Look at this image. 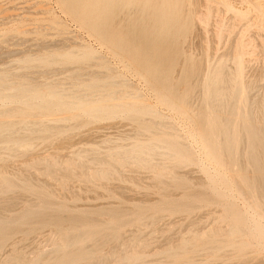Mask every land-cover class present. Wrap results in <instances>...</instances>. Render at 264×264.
I'll use <instances>...</instances> for the list:
<instances>
[{"label":"rangeland","instance_id":"obj_1","mask_svg":"<svg viewBox=\"0 0 264 264\" xmlns=\"http://www.w3.org/2000/svg\"><path fill=\"white\" fill-rule=\"evenodd\" d=\"M152 1L159 7L168 0ZM169 1L172 11L170 17H176L178 22L171 31L158 34L157 46H162L163 50L177 51L176 62L184 63L187 59L197 62L202 58V62L207 61L211 68L222 63L228 74L238 72L240 90L242 93L246 92L248 96V99L244 98L243 94L242 98L246 101L240 98V104L249 103L247 104L249 106L245 104L247 106L245 109V105H240L238 100L237 104L240 105L238 110L241 107L243 108L241 113L246 111L257 114L256 103L262 101L264 95V28L262 26L264 15L263 19L261 16L262 12L264 14V0ZM115 7V2L109 5L106 30L126 31L128 27L124 21L115 19L112 22ZM183 12L187 17L183 16L185 15ZM182 18L184 20L187 18L185 24ZM140 29L142 31V28ZM146 37L147 35L143 33L137 44L141 51L147 49L150 41V38L146 39ZM237 56H239L238 61L235 59ZM51 57L58 59V63L45 67L39 62L41 59ZM0 75L7 76L14 83L23 81L35 87L52 84L62 89H69L72 84L82 85L106 78L115 79L118 86L114 87V90L140 97L139 104L132 107L134 111L132 114L138 115L144 109L153 110L157 114V119L146 115L143 120L163 122L168 126V130L161 128L160 130L165 133L169 131L167 133L171 135L170 137L173 135L176 137H173V141L169 139L172 144L175 140L176 143H181V146L184 143L185 147L183 145L182 148L191 152L193 159L195 157L193 163L190 161L191 164L190 162L181 164L179 161L177 164L175 160L172 162L173 160L168 161L165 156H159L152 159L156 168L151 170L138 168L132 162H127L129 165H126V162L122 161L123 164L120 160L126 149L129 150L136 142L145 144L154 142L158 138L155 134L142 131L139 121L131 120L129 115L123 113L108 118H92L78 111H72L77 117L68 122L43 121L50 127V132L33 135V139L27 130H21L15 138L25 143L29 142L32 147L25 149L26 151L22 148L20 150L23 151L13 154L9 152L0 154V210H2L0 231L10 239L6 249L2 251H6L4 253L7 255L1 252L3 256L0 260L6 258L5 260L8 261L11 250L15 249L18 252L19 248L21 249L19 251L25 253V256L21 253L24 261L28 259L29 263L33 258L40 261V257H46L41 259V262L38 261L39 264L52 262L57 256L59 257V254L71 255L77 251H82L89 257H85L86 260L83 258L84 261L79 258L76 260L78 262L74 260L69 264H125V261L126 264H132L138 259L135 264H177L176 262L178 264H264V237L257 229L259 226L264 227V214L258 213V216L255 210H251L248 204L252 199L249 198L250 195L239 189L240 184L233 170L231 172L226 168H219L208 156L207 145L191 119V116L196 115V102L191 99L189 115L180 114L162 104L160 101L162 91L151 81L139 76L130 57L123 52L116 54L111 44L101 41L92 31L82 27L68 13L60 0H0ZM175 75L174 73L173 76ZM258 85L260 86L257 87ZM166 95H169V92ZM196 95L195 93L194 97ZM1 105L10 106L3 100H0ZM237 118V121H240L239 116ZM7 121L12 123L13 120ZM137 133L142 135L138 136ZM178 144L174 145L178 146ZM242 145L244 146L245 143L243 142ZM245 146L244 149L241 147L240 149L245 150ZM116 153L121 154V158H118L119 155ZM106 156H111V159H106ZM113 156L116 157L114 159L117 161L116 164L112 160ZM81 157L85 161L82 159L80 161ZM75 159L78 160L74 162ZM95 159H101L100 164L97 165ZM103 159L107 162H103ZM79 162H85V166ZM108 162L110 163L107 164ZM67 164L71 165L67 168ZM157 165L166 166V168L162 166L165 169L162 174V168L159 169ZM112 166L116 170L114 167L112 170ZM73 167L84 170L73 171ZM172 168H176V171ZM235 168L237 170V167H234V170ZM171 171L178 173L173 174ZM4 179L10 182L11 190ZM25 181L28 182L29 187L24 186ZM37 194L42 199H37ZM31 195L36 197L32 198ZM10 200L13 201L10 203L13 205L7 206ZM48 201L52 202L48 203ZM43 207L44 209H41ZM6 209L8 211L4 212ZM24 212L25 214H21ZM17 215H23L22 219ZM55 215L58 216L57 219ZM63 216L65 219L69 218L62 221L66 226L59 221L64 219ZM41 219L42 221L45 219L43 221L45 223ZM28 222L30 225L25 224ZM237 223L240 225L238 226ZM64 227L68 228L64 229ZM249 228H252L250 230L256 236L248 230ZM98 230L101 233H97ZM235 232L236 234L240 232L237 234L239 237L235 236ZM88 234L92 237L88 238ZM76 235H81L80 242H77L79 245L69 247L61 240ZM83 236L88 239L85 240ZM207 237H211L208 242L213 239V244L210 242L207 248H203L204 251L201 248L198 250L199 241L207 240ZM240 237H244L242 241L239 240ZM214 238L217 242L220 238L222 243L221 240L216 243ZM83 239L86 243L84 245H82ZM96 239L99 247L104 245L100 249ZM59 242H63L62 245ZM238 244L240 247L241 244L243 245L241 250L238 247L235 249ZM211 248L213 252L209 250ZM184 249L187 250L186 253ZM55 250L58 251L56 255H54L57 253ZM182 257L191 260L184 262L180 259ZM5 260L0 261V264H4Z\"/></svg>","mask_w":264,"mask_h":264},{"label":"bare ground","instance_id":"obj_2","mask_svg":"<svg viewBox=\"0 0 264 264\" xmlns=\"http://www.w3.org/2000/svg\"><path fill=\"white\" fill-rule=\"evenodd\" d=\"M60 1L64 5V7L68 11V13L82 27H84L85 29H88L89 31H92L94 33V35H96L99 39H101V41L108 42L109 44H111L112 47L114 48L116 54H120L121 52H123V53H126L130 57V59L134 65L137 73L139 74V76L147 79L148 81H151L152 83L155 84V86L159 90L162 91V94L160 96V101L162 104L169 106L170 108H172L173 110L177 111L180 114L189 115V110H190L189 104H190L191 99H192V101H194V103L196 102V104H197L196 115L191 116V119L196 124L198 133L202 136V138L204 139V141L207 145L206 151H207L208 156L211 158V160L219 168H226L227 170H229L231 172L233 170V173H234L238 183L240 184L239 189L242 190L244 193L250 195L249 198L252 199L249 204L247 203L248 205L251 206V208H252L251 210H255L257 212V214L258 213L262 214V212L264 214V95H263L262 101H259L256 103L257 114L256 113L252 114V112L246 113V111L241 113L240 111L243 108L240 107L239 108L240 110H238V107L240 105H245V104L247 105L249 103L245 102L244 104H240V98H242V95L244 94L245 97H244V95H243V97L244 98L247 97V99H248V96H246V94H245L246 92L242 93L240 90V84L241 83L239 84L240 80L238 81V78H237L238 72H236L235 74H228L226 71L225 65H223L222 63L220 65H218L217 67L211 68V66L207 64V61L202 62L203 61V60H201L202 58L200 59V61L198 60L197 62H192L191 60H188V59L186 61H184V63H181V61L176 62V56L178 54L177 51L173 52L170 50H163V49H161L162 46H157L158 42L156 43V38L158 37V34L163 33L165 31H171L174 28V26L177 25V22H178L176 17H170V14L172 13V11H171V8L169 7V3H168V2H170L169 0L167 1V3L166 2L162 3V5L159 7H157L158 5L156 6V3H153L152 0H142V1H137V0H60ZM113 2H115L116 7H115V13H114V18L112 19V22L115 21V19H118L121 22L124 21L125 23H127V27H128V29L126 31L111 32V31L106 30V27H108L107 26L108 25V22H107L108 16L107 15L110 12L109 11V5ZM178 3H179V1H178ZM182 7H184V6H182ZM175 8H176V6H175ZM259 9H260V7H259ZM44 10H46V8ZM192 10H193V8H192ZM188 12L190 13V11H188ZM261 12H262V10H261ZM183 14H185V13L183 12ZM259 14H260V12H259ZM47 15H49V14H47ZM263 15L264 14L262 12V14H261L262 19H263ZM133 16H135V17L132 18ZM183 16H186V14ZM186 19L185 20L183 19L184 24H185ZM260 22H261V20H260ZM262 23H263L262 26L264 28V20L262 21ZM185 27H186V25H184L183 28H185ZM140 28H142V31ZM22 31H25V30H22ZM143 33L145 35H147L146 39L150 38V41L147 45V49H145L144 51L143 50L141 51L137 47V44H139L141 37H143ZM60 50H61V48H60ZM138 54L141 55L142 57L140 58ZM240 57H241V52H240ZM235 59L238 61L239 56H237ZM58 61H59L58 59L51 57V58H47V59H41L39 62L43 66L48 67L52 64L58 63ZM208 61H209V59H208ZM210 62H211V60H210ZM241 72H242V70H241ZM33 73L36 74L37 72H33ZM174 73L176 74L175 76H173ZM40 74H43V73H40ZM177 75L179 76V78H177ZM240 76H241V74H240ZM71 77H74V76H71ZM251 85H253V84H251ZM117 86H118V82L115 79H107L106 78V79L100 80L99 82H97V80L93 81L90 84H82V85L72 84L71 86H69V89L56 88L52 84H46V85L43 84L42 86L35 87V86L29 85L23 81L21 83L11 82L10 78H8L7 76L0 75V100H3L5 103L10 104L9 107H3L5 105L0 106V154L2 152H9V153L13 154V153H16L17 151H23L25 149L32 147V145L29 142L25 143V142H22V141L18 140L17 138H15L16 134L19 133L21 130H27V132L30 133L32 136L40 134V133H49L51 129H50V127H48V125H45L43 123V121L68 122V121L77 117L75 114L72 113V111H78L80 114H82L84 116H89L92 118H108V117H113L117 114L123 113V114L129 115L131 120L139 121L141 123V130L142 131H144L146 133L149 132L152 135L155 134L158 137L154 140V142H149V143H145V144L141 143V142H136L135 144L132 145V147L129 150L126 149L127 151L125 150V153L121 152L122 155L121 154L120 155L122 156V158L120 157L119 154L116 153L117 155H119V157L118 156L117 157L121 158L120 161L126 162V165L128 164L127 162H132V164H134L138 168H141V169L142 168L143 169L150 168V170H151V168H154V167L156 168V166L153 165L154 161L152 159L156 158V157L159 158V156L167 157L168 161L171 159V160H173L172 162H174V160H175L176 161L175 163H177V164H178V161L181 164H183L185 162H190V161L193 163L195 161L194 160L195 157L193 159L190 155L191 152L189 153L187 150H185L186 148L185 149L182 148L184 143L182 146L180 145L181 144L180 142H182V141H179L180 144H178V143H176V140H175L174 144H176V145L178 144V146H176V145L172 144V142L169 140V139H171L173 141V137L174 138H176V137L174 135L172 137H170L171 135L167 133L169 131H167L165 133L162 130H160V128L168 130L167 125H165L161 121H159V122H152V121L145 122V120H143V117L146 115L152 116L153 118L157 119L156 118L157 114L153 110L144 109L138 115L132 114L134 112L132 107L139 104L140 97L134 96L130 93L121 92L119 90H114L113 88L117 87ZM244 86H245V84H244ZM244 86H243V88H245ZM259 86L260 85H258L257 87H259ZM154 92H155V90H154ZM168 92H169V95H166ZM243 92H244V90H243ZM163 93H165V94H163ZM195 93L197 94L196 97H194ZM238 100H239L240 105L237 104ZM242 100H244V99L242 98ZM244 101H246V100H244ZM246 105H245V109L247 106H249V105H247V106ZM237 111H239L240 114ZM244 113H246V114H244ZM159 115L160 114H158V116ZM238 116H239L240 121H237ZM9 119L13 120L12 123L7 121ZM238 122H240L239 123L240 125L238 124ZM137 135L141 136L142 134L137 133ZM33 138H34V136L31 139H33ZM178 138H180V137H178ZM243 142L246 145V146L244 145L246 147L245 150H243L244 149L243 148L244 146L242 145ZM184 147H185V145H184ZM240 147L243 149L241 150ZM22 148H24V149L20 150ZM163 150L166 152H163ZM9 156H10V154H9ZM108 156H106L107 158L106 157L105 158L111 159V156L110 157H108ZM95 157H96V155H95ZM115 158L116 157H114L112 160H114ZM79 159H80V161L84 160L82 157ZM76 160H78V159H75L74 162H76ZM95 160H97V159H95ZM100 160L99 159L97 160V162H98V163L96 162L97 165L100 164L99 163ZM116 160H119V159H116ZM93 161L94 160H92V162ZM102 161L104 162L106 160L103 159ZM102 161H101V163H102ZM50 162H48V163L51 164ZM115 162H117V161L114 160V163ZM191 162H190V164H191ZM39 163H41V162H39ZM79 163H81V162H79ZM82 163H83V165L85 164V162H82ZM109 163L110 162H108L107 164H109ZM42 164H45V163H42ZM68 164H67V168H68V166L71 165V164L70 165H68ZM93 164H95V163L93 162ZM104 165H106V163ZM84 166L81 165V167H83V168H84ZM131 166H133V165H131ZM162 166L157 165V167H159V169L162 168ZM113 167L114 166L111 167L112 170H113ZM117 167L120 168V166H117ZM163 167L166 168V166H163ZM234 167H237V170L235 168L236 171L234 170ZM63 168H64V166H63ZM176 168H172V169H174L176 171ZM72 169H74L73 171H76L77 169H78V171L84 170V169L80 170L81 168L76 169L74 167ZM114 169H115V167H114ZM163 169L164 168H162L161 174L163 173ZM101 170L103 172H105V170H103V169H101ZM106 170L108 171V169H106ZM119 170L120 169H118V171ZM67 171H69V170H67ZM164 171H165V169H164ZM2 172H4V171H2ZM96 172L98 173V171H96ZM109 172H108V174H110ZM174 172H172V173L174 174ZM176 173H178V172H175V174ZM65 174H67V172ZM69 174H70V171H69ZM102 174H104V173H102ZM228 174H229V172H228ZM3 175H4V173H3ZM89 177H91V175ZM89 177H88V179H89ZM120 177H121V175H120ZM66 178L67 177H65V179ZM32 179H34V178H32ZM91 179H92V177H91ZM104 179H106V178H104ZM64 181H66V180H64ZM96 181H97V179H96ZM4 182L8 185V188L11 190L12 186H10V182L8 181V179H4ZM2 186H4V184ZM24 186L29 187L28 182L25 181ZM63 186L65 187V185H63ZM36 188L39 189L38 187H36ZM25 190H27V189H25ZM7 194H8V192H7ZM22 194H25V193H22ZM14 195H16V194H14ZM47 195H49V194H47ZM5 196H6V194H5ZM31 196L33 198L34 195H31ZM36 196H37V199H42L40 196H38V194ZM36 196H34V197H36ZM11 197H12V195H11ZM11 197H8V198H11ZM38 197H40V198H38ZM45 197L50 198L48 196H45ZM2 200L4 201L6 199H2ZM12 200L14 201V199H12ZM44 200H41V201H44ZM13 201H11V200H10V202L5 201V204L7 202V206H9V204L13 203ZM38 201H40V200H38ZM51 202L48 201V203H51ZM39 203L43 204L42 202H39ZM5 204H4V206H5ZM10 205L12 206L13 204H10ZM33 205L35 207V204H33ZM34 207H32V209ZM5 208L9 209V207H5ZM5 208L2 207V209H5ZM61 208H63V207H61ZM41 209H44V207ZM0 211H2V210H0ZM5 211H8V210L6 209V210H4V212ZM25 212H29V211H25ZM25 212L21 213V214H25ZM34 214L37 215V213H34ZM259 214H258V216H259ZM19 215H17V216H19ZM46 215H48V214H46ZM52 215H54V214H52ZM251 215H253V214H251ZM21 216H23V215H21ZM21 216H19V217L21 218ZM55 216H57V215H55ZM55 216H53V217H55ZM36 217H38V216H36ZM53 217H51L52 219L50 218L52 221H54ZM59 217H60V215H59ZM57 218H58V216L56 217V219ZM63 218H64V216H63ZM254 218H255V216H254ZM38 219H40V218H38ZM66 219L69 220L68 217H66ZM66 219L64 218L63 220H59V221L61 222L62 225L66 226V224H63V222H62L64 220L66 221ZM248 219H249V217H248ZM7 220H10V219H7ZM27 220H31V219H27ZM41 221H42V219H41ZM52 221H50V222H52ZM248 221H247V223L249 225ZM256 221H254V222H256ZM243 222H244V218H243ZM257 222H260V221H257ZM43 223H45V222H43ZM8 224L9 223H7V225ZM25 224H29V222L25 223ZM55 224H57V223H55ZM121 224H122V222H121ZM237 224H235V225H237ZM40 225H42V224H40ZM239 225L240 224H238V226ZM68 226H70V225H68ZM249 226H251V224ZM245 227H247V226H245ZM2 228L3 227H1V229ZM65 228H68V227H64V229ZM236 229H235V231H237L239 228L237 230ZM250 229H252V228H249L248 230H250ZM257 229L260 231V233H261L260 235H262L264 237V227L259 226V227H257ZM253 230H254V227H253ZM240 231H241V229H240ZM99 232L100 231L98 230L97 233H99ZM242 232H243V230H242ZM245 232H246V230H245ZM250 232H251V230H250ZM256 232H257V230H256ZM65 233L67 234V232H65ZM65 233H64V236H66ZM228 233H229V231H228ZM239 233L240 232H238L237 234H239ZM235 234H236V232H235ZM237 234L235 236H237ZM252 234H254V236H256L254 232ZM8 235H10V233ZM68 235H69V233H68ZM6 236H7L6 234H4L0 231V253L4 249H6L5 247L8 244V240H10ZM93 236L96 238L95 234ZM204 236L205 235H203V237ZM87 237L89 238L92 236H89V234H88ZM109 237L110 236H108V238ZM213 237H215V235ZM225 237L226 236H224V238ZM227 237H229V236H227ZM237 237H239V236H237ZM80 238H81V235H76V236H71V237L67 238L66 240H64V238H62L61 240H63L65 242V244H67L66 246L70 247V246H74L76 244L79 245V243H77V242L80 240ZM88 238L84 237L85 240ZM101 238H102V236H101ZM195 238L196 237H194V239ZM210 238L207 237V240H200L199 243L197 242L198 243V245H197L198 250H200L199 248H201V250H203L204 247H206L207 245L209 246V243L212 242V240H213V239H211L210 242H208L209 241L208 239H210ZM243 238L244 237H240V239L239 238L238 239L241 240ZM84 239H83L82 245H84V243H85ZM215 239L216 238H214V241H216V243H219L220 242L219 240H221L222 237H221V239L218 238L219 239L218 242ZM229 239H231V238H229ZM93 240H94V238H93ZM98 240H99V238H98ZM94 242H95V240H94ZM96 242H97V239H96ZM102 242H103V239H102ZM109 242L107 244H109ZM237 242L238 241H236V243ZM62 243L63 242H61V243L59 242V244H61V245H62ZM220 243H222V240ZM212 244H213V242H212ZM212 244H211V246H212ZM233 244H234V241H233ZM242 244H243V242H242ZM242 244H241V247L239 244H238L239 246H235V249H236V247H238V248H240L239 250H241V248L244 245V244L243 245ZM12 245H13V241H12ZM102 245H100V246L102 247ZM135 245H137V244H135ZM13 246H12V248H15ZM97 246H98V242H97ZM187 246H189V244ZM226 246H228V245H226ZM101 247H99V249ZM65 248H67V247H65ZM233 248H234V246H233ZM63 249L64 248H62V250ZM96 249H97V247H96ZM19 250H21V249L18 248V252H16L15 249L11 250V255H10L8 261H6L5 260L6 258H5L4 260L6 262H3V263L4 264H27L28 259L26 261H24L23 255H21V253H22L25 256V253H23L22 251H19ZM65 250L66 249H64V251ZM80 250H81V247H80ZM91 250H95V249H91ZM97 250H96V252H97ZM205 250H207V249H205ZM209 250H211L213 252L212 248ZM44 251H47V250L44 249ZM49 251H51V250H49ZM55 251H57V250H55ZM66 251H68V250H66ZM185 251H187V250L184 249V253H186ZM193 251L195 252L196 250L194 249ZM203 251H201V253H204ZM4 252H6V251H4ZM4 252H2V253L5 255L6 253H4ZM54 252H53V254H54ZM212 252H208V253H212ZM237 252H239V251H237ZM61 253H63V251H61ZM72 253H73V251H72ZM83 253H82V251H77L71 255H68V254H61L60 255L59 254V257L57 256L52 262L48 261L46 264H69L70 262H73L74 260L75 261L79 260V258H82V259L84 258L86 260V258L89 256H87L85 253L84 254ZM86 253H87V251H86ZM169 253H171V252H169ZM172 253H174V252H172ZM189 253L190 252H188L187 254L189 255ZM241 253H242V251H241ZM56 254H58V251L54 255H56ZM180 254H181V252H180ZM214 254L216 255V253H214ZM50 255H51V253H49V256ZM88 255H89V253H88ZM2 256L3 255L0 254V258ZM43 256H46V255L43 254ZM123 256L124 255H122V257ZM32 257H34V256H32ZM36 257H37V255H36ZM39 257L40 256H38V258ZM26 258L27 257H25V259ZM43 258H46V257H43ZM43 258L40 257L39 258L40 261L37 258L36 259L33 258L30 260V263H31V261L35 260L37 262L33 261L32 264H39L38 261L41 262V259H43ZM125 258H127V257H124V259ZM84 259H83V261H84ZM132 259H133V257H132ZM180 259L181 260L183 259L184 262L185 261L187 262V260H189L190 258L182 257ZM4 260H0V261H4ZM126 260H128V259H126ZM131 261H133V260H131ZM138 261H139V259H138ZM138 261H135V263ZM76 262H78V261H76ZM124 263L126 264V261ZM127 263H128V261H127ZM135 263L133 262L132 264H135ZM176 263L178 264V262H176ZM191 263H192V261H191ZM74 264H76V263H74Z\"/></svg>","mask_w":264,"mask_h":264}]
</instances>
